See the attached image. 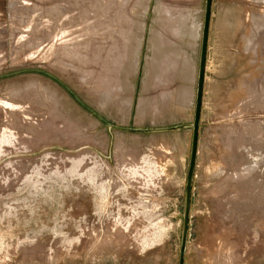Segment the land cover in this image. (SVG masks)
Masks as SVG:
<instances>
[{"label":"rangeland","instance_id":"374dc122","mask_svg":"<svg viewBox=\"0 0 264 264\" xmlns=\"http://www.w3.org/2000/svg\"><path fill=\"white\" fill-rule=\"evenodd\" d=\"M204 6L0 4V264H179ZM213 15L186 264H264V0H213ZM143 36L162 73L181 41L175 110L148 47L133 95Z\"/></svg>","mask_w":264,"mask_h":264},{"label":"crops","instance_id":"0c3cea01","mask_svg":"<svg viewBox=\"0 0 264 264\" xmlns=\"http://www.w3.org/2000/svg\"><path fill=\"white\" fill-rule=\"evenodd\" d=\"M204 9H205V6H204ZM213 9H212V18H211V27H210V33H209V42H208V53H207V66H206V74H207V68H208V64H209V59L210 57L215 53V38H214V33H213V30H214V26H213ZM203 21H204V12H203V20L201 21L202 23L199 25V33L196 29V26H195V36H196V41H195V48H194V54L196 55V60H193L192 62V71H193V88L191 86V89H189L190 91H192L193 89V92L195 93L196 95V87H197V75H198V66H199V59H200V47H201V35H202V27H203ZM149 30L148 28V24L144 25L143 26V31H144V35H146V33H149L147 32ZM159 41L160 39L158 38H148L146 40V38L143 36V38L141 39V42L139 44V50L137 52V58L135 60V70H133L132 72V80H131V89H132V92H133V95H134V86H135V83H134V80H133V76H137L138 79L139 78H143V76L141 75L142 74V71H143V65H142V62L144 61L145 59V52L147 51V47H148V50H150L151 54L153 55V59H151V61H149V64L147 66V74L148 76H152V77H156L154 79V86L159 88L160 86L163 87V89H168V92L169 94H173L174 97L172 99V97H169L168 98V101H166V103H168V108L169 109H176V108H179L181 105H178L180 104L179 100H177V94L180 93V88H181V85L178 83V78L180 77L179 73H180V69H181V62L180 60L177 61V60H174L175 63L173 64H169L166 66V69L164 68L163 70V73L161 71V68H160V65L158 64L156 60V55L157 53L159 52ZM173 43V54L175 56V59L177 57L178 54L181 53L180 51V48L177 47L178 46V43L180 44L181 41L179 39H174V41L172 42ZM194 59V58H193ZM152 70V71H151ZM165 72V74H164ZM161 73V74H160ZM206 74H205V81H206ZM162 75H165L166 77H168L169 79L172 77V81L169 80L168 82H165L160 80L161 76ZM146 82V80H145ZM162 82V83H161ZM142 85L144 86V81H142ZM138 88V86H135ZM155 87H152L151 89L155 88ZM148 90L147 89H143L140 93L141 97L139 99V102H138V120H136V123L139 124L140 121H143V118H144V109H145V104H144V93L147 92ZM159 91V90H157ZM204 94H205V86H204ZM133 98V103H132V106H131V110L134 109V104H135V97L132 96ZM161 109H166V106L164 105L163 107H161ZM133 112V111H132ZM133 115V113H132ZM134 117V116H133ZM175 127V126H174ZM172 127H164V128H159V130L161 131H164V132H167L168 130H174L172 129ZM132 131H138V130H143L139 127H132L131 128Z\"/></svg>","mask_w":264,"mask_h":264},{"label":"water","instance_id":"95a60500","mask_svg":"<svg viewBox=\"0 0 264 264\" xmlns=\"http://www.w3.org/2000/svg\"><path fill=\"white\" fill-rule=\"evenodd\" d=\"M212 9H213V0H205L204 21H203L201 47H200V59L198 66L197 87H196L195 104H194V118L191 124L192 138L190 145L188 173L186 178V185H185L184 199H183V212H182L183 219H182V230H181L179 264H186V255H187V248H188V241L190 234L192 193H193V185H194L196 166H197V154H198L199 134H200L201 116H202V108H203V99H204L205 74H206V66H207V53H208L209 33L211 27ZM182 127L183 125H179L173 127L172 129L182 128Z\"/></svg>","mask_w":264,"mask_h":264},{"label":"built area","instance_id":"2783aa9c","mask_svg":"<svg viewBox=\"0 0 264 264\" xmlns=\"http://www.w3.org/2000/svg\"><path fill=\"white\" fill-rule=\"evenodd\" d=\"M7 0H0V4H4V2H6ZM1 17H2V14H1V12H0V19H1Z\"/></svg>","mask_w":264,"mask_h":264},{"label":"bare ground","instance_id":"6f19581e","mask_svg":"<svg viewBox=\"0 0 264 264\" xmlns=\"http://www.w3.org/2000/svg\"><path fill=\"white\" fill-rule=\"evenodd\" d=\"M202 29H203V27H202ZM201 37H202V35H201ZM176 60V59H175ZM176 62V61H175ZM174 61H173V63H175ZM166 69V68H165ZM164 70V69H163ZM164 74H165V72H164ZM162 76H164V75H162ZM102 81V80H101ZM170 82V81H169ZM110 86V85H109ZM107 93H110V92H107ZM169 94V93H168ZM165 96H166V94H165ZM169 98V97H168ZM156 111V110H155Z\"/></svg>","mask_w":264,"mask_h":264}]
</instances>
